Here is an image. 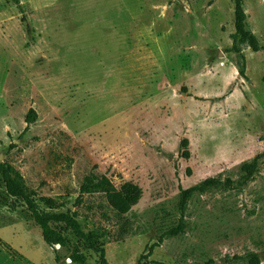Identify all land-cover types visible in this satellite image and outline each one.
I'll use <instances>...</instances> for the list:
<instances>
[{
  "label": "rangeland",
  "instance_id": "374dc122",
  "mask_svg": "<svg viewBox=\"0 0 264 264\" xmlns=\"http://www.w3.org/2000/svg\"><path fill=\"white\" fill-rule=\"evenodd\" d=\"M20 2L0 0V162L41 209L99 231L109 264H264V51L242 46L241 75L234 0ZM244 9L264 45V0ZM90 174L142 197L119 215L81 195ZM58 227L59 263L0 175V264H71L76 247L99 264Z\"/></svg>",
  "mask_w": 264,
  "mask_h": 264
},
{
  "label": "trees",
  "instance_id": "16d2710c",
  "mask_svg": "<svg viewBox=\"0 0 264 264\" xmlns=\"http://www.w3.org/2000/svg\"><path fill=\"white\" fill-rule=\"evenodd\" d=\"M10 1L16 4L22 13L24 12L20 0ZM234 2L236 32L233 37L232 51L241 57L243 67L240 74L244 75L246 60L242 52V46H247L253 52H260L264 51V45H262L257 36L247 28V14L244 9V0H234ZM23 21H25L24 18ZM36 119V112L33 110L30 111L27 116V123L31 125L36 122ZM185 146H187L186 142ZM186 155L188 156V152ZM0 175L8 196L18 202H21L27 207L32 219L42 231L43 240L49 247L54 248L57 254V263L61 261V257L59 255L60 250L66 249L69 246L67 237L58 227L64 226L65 230L73 232L76 238L85 242L94 253L99 255V264H109L106 258L105 249L98 243V239L101 236L99 231L85 232L76 216L73 215L70 210L62 213L44 212L38 205L35 194L27 187L23 176L9 163L0 162ZM216 185L217 181L209 179L199 186L184 190L182 192V209L184 210L186 208L188 200L194 193H203L210 187H214ZM80 193L81 195L90 193H99L104 195L110 207L119 215L128 214L133 206L137 204L142 197V189L136 184L126 183L118 189L110 178L95 174H90L84 179L80 188ZM174 233H177V231ZM57 245H60V249H57ZM5 247L7 249L9 248L7 245H5ZM69 259L71 260V264H85L87 261L86 256L82 253L79 247L72 250ZM138 264L147 263L139 261Z\"/></svg>",
  "mask_w": 264,
  "mask_h": 264
},
{
  "label": "water",
  "instance_id": "95a60500",
  "mask_svg": "<svg viewBox=\"0 0 264 264\" xmlns=\"http://www.w3.org/2000/svg\"><path fill=\"white\" fill-rule=\"evenodd\" d=\"M2 160V158L0 157V161ZM57 249H60V245H57ZM69 262L71 263V260L69 259Z\"/></svg>",
  "mask_w": 264,
  "mask_h": 264
}]
</instances>
